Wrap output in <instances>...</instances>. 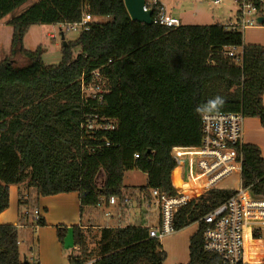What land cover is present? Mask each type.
Returning a JSON list of instances; mask_svg holds the SVG:
<instances>
[{
    "label": "trees",
    "instance_id": "1",
    "mask_svg": "<svg viewBox=\"0 0 264 264\" xmlns=\"http://www.w3.org/2000/svg\"><path fill=\"white\" fill-rule=\"evenodd\" d=\"M27 1L0 0V19ZM160 5H153V15ZM85 13L93 17L89 29L63 44L58 65L43 62L42 46L24 47L32 25L71 24ZM9 24L11 55L0 56V213L9 207L10 185L26 183L37 196L78 192L82 216L86 206L122 198L125 172L138 168L148 176L141 190L190 194L174 216L175 231L198 224L184 264H221L203 248L202 218L236 190L195 188L192 163L204 112L241 111L264 127V44L244 43L243 31L220 23L167 28L133 21L123 0H38ZM233 46L243 48L240 65L224 52ZM17 54L26 64L16 65ZM95 70L109 81L102 104L82 100V78L89 81ZM216 96L224 98L218 110L209 104ZM95 114L114 119L115 128L88 130L83 125ZM243 156L242 185L264 198L259 147L245 143ZM30 199L20 192L18 203L26 206ZM33 217L32 211L21 212L18 223L0 224V264L38 263L25 261L19 245L21 227L47 225L44 216ZM56 228L63 245L68 226ZM71 228L78 250L69 253L70 264L164 263L161 241L150 237L148 226L99 228L97 256L86 227ZM35 242L32 237L29 250Z\"/></svg>",
    "mask_w": 264,
    "mask_h": 264
},
{
    "label": "built area",
    "instance_id": "2",
    "mask_svg": "<svg viewBox=\"0 0 264 264\" xmlns=\"http://www.w3.org/2000/svg\"><path fill=\"white\" fill-rule=\"evenodd\" d=\"M212 1L215 5H221L224 0ZM158 2L161 5L155 15L152 14L153 23L167 28L183 25L178 17L168 14L160 0H146L144 10H152L153 5ZM233 4L236 6L235 20L228 19L223 23L226 29L243 31L247 28L264 27V0H233ZM92 19L90 14L85 13L81 21L68 25L74 29L79 26L87 30ZM224 52L237 65L242 64V47H227ZM103 83L107 86H103ZM81 87L83 101L96 100L98 104H102L104 95L109 91V81L100 70H95L89 81L82 78ZM245 118L241 111L202 114V141L193 159L198 169L195 188H218V183L233 173L241 175L242 183ZM83 126L91 131L108 130L115 128V120L95 114ZM105 144L109 145V142ZM151 199L156 201L159 208V225L148 226L149 235L161 241L166 235L175 232V213L188 203L190 194L171 195L159 189H151L148 207ZM129 201L126 196H112L108 202L121 207L129 204ZM33 214L34 220L42 216L39 208ZM202 221L203 248L208 253L217 254L221 264H264V248H260L258 244H264V198L253 196L250 189L242 185L233 196L205 214ZM258 256H261V260H258Z\"/></svg>",
    "mask_w": 264,
    "mask_h": 264
},
{
    "label": "rangeland",
    "instance_id": "3",
    "mask_svg": "<svg viewBox=\"0 0 264 264\" xmlns=\"http://www.w3.org/2000/svg\"><path fill=\"white\" fill-rule=\"evenodd\" d=\"M38 0H29L24 3L21 7L17 8L15 11L6 15L0 20V56L1 58L11 55V39L13 33V27L9 24V20L24 11L31 4L37 2ZM166 7L168 14L178 17L182 24L184 25H211V24H223L226 23L228 19L232 21L235 20L236 6L233 4V0H224L221 5H215L212 0H160ZM97 21H103L105 18L95 17ZM83 29L81 27L71 28L68 24L64 23H38L32 25L28 32L26 33L24 39V47L26 49L34 50L38 46H42L44 52L42 54L43 62L46 65H58L62 60V46L64 41L70 42L75 41L79 37ZM264 33V29H258L256 27L247 28L243 30V38L246 43H252L255 39ZM54 35L55 37H52ZM64 36V41L62 39ZM77 51V50H76ZM76 55V52L74 53ZM27 60L17 54L15 56V63L18 66L26 64ZM107 86L103 83V86ZM192 171L197 176L198 169L196 168L195 162L192 163ZM105 179L104 173L100 172L97 176V184L102 185ZM148 182L147 173L138 168H134L125 172L124 175V190L123 196L129 198V204L127 203L121 207H115V205H110L109 203H103L98 206H86L83 213V225L86 226L88 241L90 248L94 252V256L98 254V231L99 228L104 226H121V225H141V226H158L159 225V208L156 201L151 199L150 206L148 207L150 200V191L141 190L140 187L146 185ZM23 190L28 191L26 183H23ZM242 186L241 175L237 173L230 174L223 178L217 185L218 188L239 190ZM31 192V191H30ZM27 193V192H26ZM252 194V192H251ZM253 195V194H252ZM42 197V196H39ZM141 198V200H139ZM11 202L9 200V207L12 209V213H19L32 211L33 209L40 207L38 202L37 205L28 204L26 206H20L18 201L10 206ZM8 207V208H9ZM42 215L44 209L41 211ZM110 213V215H107ZM64 225V224H61ZM48 226V225H46ZM42 226V227H46ZM51 227H57V225H49ZM189 230L183 232L182 235L188 234L189 231L194 232L197 230V223H193L187 226ZM28 229V230H27ZM20 230V250H27L28 244L32 237L37 238V229L32 230L27 228ZM166 235L164 239L161 240L162 250L165 251V258L163 264H171L175 259L174 249L179 246H184L185 243L189 244V240H185L184 243H179V241L174 242L172 235ZM58 236V235H57ZM171 236V237H170ZM264 237V233H263ZM28 242V243H27ZM36 243V242H35ZM260 248H264L263 243H258ZM36 244H34L32 253L36 256ZM62 247V252L68 258L69 250L65 248L64 244H60ZM189 250V245H187ZM32 257V256H31ZM37 257V256H36ZM258 260H261V256H258ZM174 264V262H173ZM182 264V263H180Z\"/></svg>",
    "mask_w": 264,
    "mask_h": 264
},
{
    "label": "crops",
    "instance_id": "4",
    "mask_svg": "<svg viewBox=\"0 0 264 264\" xmlns=\"http://www.w3.org/2000/svg\"><path fill=\"white\" fill-rule=\"evenodd\" d=\"M256 28L264 29V27H256ZM244 43L246 42L244 41ZM252 43L264 44V33H262V35H259ZM263 101H264V94H263ZM243 140L244 143L256 144L259 147L261 154L264 158V127L261 125L260 119L258 117L245 118ZM27 190L28 191L23 190L22 184L10 185V202H11L10 206H13L12 205L13 203L19 201L20 192H23L28 196L30 195L31 197L30 203L33 204L32 207L34 205H37L38 202L40 207L37 208H39L41 211L42 208L44 209L45 213H43L42 216L45 217L48 226L38 227L37 229V234H38L37 245H36L37 257L35 256L34 253L31 252L32 250H29L30 246H28L27 250L30 251L31 255L27 253L26 250H22L21 252L22 257L24 258L25 256L31 261L38 260L37 264H70L68 258L66 257V254L64 255V252H62V247L60 245L61 242L59 241L57 236V228L51 227L49 225H54V226L61 224L67 225L68 231L64 238V246L65 248H68L69 253L78 250L75 249V247L77 246L74 245L73 232L71 226L76 224L78 225L84 224L83 223L84 213L81 216V212H80L79 193L74 191V192H64L55 195L39 197L37 196V192L34 189L30 188ZM139 200H141V198ZM35 209H33L32 212ZM12 212L13 211L11 207L2 211L0 213V224L18 223V213H12ZM121 226H125V225H121ZM84 227L86 226L84 225ZM27 228L29 227L28 226L21 227L22 230ZM186 230H189V228L186 227L179 231H175L176 234L170 237L174 239V242L179 241V243H184L185 240L187 239L189 240L191 235L195 232V231L194 232L189 231L188 234L186 233L185 235H182L183 232H185ZM23 232L25 231L23 230ZM187 245L189 244L185 243L184 246H179L178 248L174 249L173 256H175V259L172 261L171 264H173V262L174 264H180V263L184 264L189 261V250Z\"/></svg>",
    "mask_w": 264,
    "mask_h": 264
},
{
    "label": "water",
    "instance_id": "5",
    "mask_svg": "<svg viewBox=\"0 0 264 264\" xmlns=\"http://www.w3.org/2000/svg\"><path fill=\"white\" fill-rule=\"evenodd\" d=\"M127 11L133 21H138L145 24H152V14L153 11L151 9L144 10V5L146 0H123ZM262 21V18H260ZM63 41L64 36H62ZM64 45H67V42L64 41ZM24 260L26 261V257L24 256Z\"/></svg>",
    "mask_w": 264,
    "mask_h": 264
},
{
    "label": "clouds",
    "instance_id": "6",
    "mask_svg": "<svg viewBox=\"0 0 264 264\" xmlns=\"http://www.w3.org/2000/svg\"><path fill=\"white\" fill-rule=\"evenodd\" d=\"M211 106H213L215 109H219L224 104V98L221 96H216L212 101L209 102Z\"/></svg>",
    "mask_w": 264,
    "mask_h": 264
}]
</instances>
